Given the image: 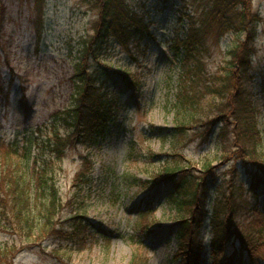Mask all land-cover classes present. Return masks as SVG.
Instances as JSON below:
<instances>
[{
	"label": "trees",
	"instance_id": "trees-1",
	"mask_svg": "<svg viewBox=\"0 0 264 264\" xmlns=\"http://www.w3.org/2000/svg\"><path fill=\"white\" fill-rule=\"evenodd\" d=\"M45 1H35L40 21ZM198 1L196 9L180 16V24L187 21L189 28L182 36L177 35L172 47L173 57L180 64L172 107L176 125L162 138L171 141L172 149L177 150L144 186L150 187L159 180L170 187L166 201L178 228V250L174 255L178 264H206L207 255L212 264H263L264 142L253 63L260 17L253 11L252 0ZM84 2L98 13V20L73 62L71 102L56 118L65 134L55 130L44 142L60 160L69 148L92 150L110 135L124 106L110 91L114 72L106 65L107 59L115 48H123L135 57L134 50L141 49L146 36H150L144 14L128 0ZM211 34L218 38L226 34L236 37L227 53L229 59L214 75L207 72L203 58L206 49L202 45ZM116 75L129 87L141 88V80L129 70L119 69ZM215 129L223 141L233 138L235 148L220 155L225 164L236 161L227 171L230 177L220 183L210 159L194 174L192 159L178 151L189 131L198 130L208 139ZM18 146L0 141V231L15 238L12 243L0 242V264H14L20 253L51 239L66 241L74 251L85 250L91 244L87 218L79 213L63 218L67 203L59 195L49 165L38 164L35 157L31 168V144L23 149ZM82 164L73 184L78 197L90 184L94 167L91 154L83 158ZM238 171L242 172L240 179L235 177ZM150 213L140 214L143 220L131 236L136 250L130 264H148L141 236L155 224L144 220ZM206 229L210 231V241Z\"/></svg>",
	"mask_w": 264,
	"mask_h": 264
},
{
	"label": "rangeland",
	"instance_id": "rangeland-1",
	"mask_svg": "<svg viewBox=\"0 0 264 264\" xmlns=\"http://www.w3.org/2000/svg\"><path fill=\"white\" fill-rule=\"evenodd\" d=\"M35 1L0 0V141L5 145L17 143L20 149L31 144L30 167L33 168L35 157L38 164L49 165L59 195L67 203L63 218L84 215L91 228V244L83 251H74L66 241L51 239L20 253L14 264H130L136 250L131 236L143 220V211L151 212L145 221L155 222L141 236L148 264H178L174 259L178 228L166 201L170 187L159 180L150 187H145L144 182L151 181L177 150L172 149L171 141L162 138L176 125L172 107L180 64L173 57L172 47L177 35L182 36L189 28L187 21L180 24V16L196 9L199 1L128 0L144 14L150 36H146L141 49L134 50L135 57L123 48H115L107 59L106 65L114 72L110 91L121 100L124 111L105 141L92 150L69 148L61 160L45 144L55 130L65 134L56 118L71 102L73 62L78 59L83 42L93 34L98 13L84 0H46L40 21ZM252 6L260 17L253 63L264 142V0H252ZM235 42L236 37L231 34L221 38L211 34L204 39L203 58L209 75L224 66ZM119 69L137 75L141 88L129 87L116 75ZM217 130L208 139L198 130L189 131L178 151L192 159L194 174L210 159L220 183L230 177L227 171L236 161L225 164L221 158L225 150H235L234 140L223 141ZM88 153L94 164L92 176L78 197L73 184ZM18 157L25 160L22 155ZM241 173L238 171L235 177L240 179ZM206 234L210 241L208 229ZM14 239L0 231L1 243H12ZM206 261L212 264L208 255Z\"/></svg>",
	"mask_w": 264,
	"mask_h": 264
}]
</instances>
